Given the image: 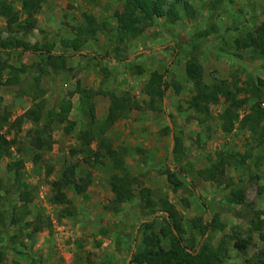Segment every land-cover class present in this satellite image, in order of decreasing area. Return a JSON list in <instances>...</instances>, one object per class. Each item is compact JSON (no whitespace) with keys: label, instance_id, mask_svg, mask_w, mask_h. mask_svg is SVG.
Here are the masks:
<instances>
[{"label":"rangeland","instance_id":"obj_1","mask_svg":"<svg viewBox=\"0 0 264 264\" xmlns=\"http://www.w3.org/2000/svg\"><path fill=\"white\" fill-rule=\"evenodd\" d=\"M5 1L21 10L18 0ZM187 1L193 6L194 17L187 16L180 4L179 19L170 22L155 17L144 23L137 35L117 29L114 12L122 9L121 0H44L31 29H7L5 18L0 16V40L14 37L38 49L64 53L67 64L66 69L50 67L40 76L38 65L44 54L20 49L0 52V60L25 66L18 83L0 85V113L8 111L12 122L44 101L40 121L24 118L19 128H0L7 139H14L10 153L0 159V264H135L128 258L141 244L142 223L154 221V231L158 232L165 218L160 207L164 199L181 217L187 243L198 241L199 247L205 241L213 249H224L221 264H245L258 255L264 258V244L251 228L256 211L264 210V147L258 133L237 126L229 133L222 131L219 114L227 105L223 96L209 105L205 115L190 108L188 100L196 88L185 74V64L195 53L206 84L224 80L232 90L239 88L237 98L247 99L239 112L240 116L245 114L261 99L255 94V85L264 78V56L236 49L234 39L253 32L264 20V0ZM24 17L23 13L21 19ZM88 20L99 27L92 37L84 39L86 34L80 27H86ZM74 38L77 48L69 44ZM194 42L195 51L191 47ZM152 71L162 73L166 83L158 109L132 110L105 131L121 154L124 170L114 168L108 157L103 163L88 165L80 154L72 153L79 146L78 131L88 123L80 94L75 91L77 85L117 95L128 91L143 104L149 99L144 85ZM63 99L72 103L68 119L74 122L73 129L65 132L66 122L54 121L47 133L51 135L50 147L35 148L31 144L34 130L44 124L48 112L59 110ZM92 101L101 122L107 113L108 96L97 94ZM176 137L182 143L179 153L174 152ZM98 146L97 140L91 143L93 149ZM219 153L236 158L244 155L245 160L226 166L224 179L218 184L204 180L197 170L209 166ZM35 154L39 155L36 160ZM18 159L24 164L20 181L14 182L6 166ZM72 163L77 176L90 174L91 182L83 193L65 188L70 200L67 213L65 205L53 201L52 182ZM168 167L184 169V175H178L181 186L170 183ZM116 173L135 179L131 199L120 201L112 191L109 180ZM144 187L152 190L153 210L140 207ZM232 188L244 190L242 203L227 200ZM22 191L26 197L20 199ZM23 204L26 214L25 208L20 209ZM14 206L22 222H12ZM193 218H201L203 223L216 218L219 225L200 235L191 225ZM25 221L33 223L25 227ZM36 224L42 228L32 232ZM159 236L161 245L168 247V237ZM238 236H250L244 252L234 247Z\"/></svg>","mask_w":264,"mask_h":264},{"label":"trees","instance_id":"obj_2","mask_svg":"<svg viewBox=\"0 0 264 264\" xmlns=\"http://www.w3.org/2000/svg\"><path fill=\"white\" fill-rule=\"evenodd\" d=\"M21 4V10H16L14 7L5 0H0V16L6 20L7 29H31L36 25L34 14L37 13L41 3L44 0H18ZM122 9L114 12L116 18L117 29L120 32L137 35L141 32L144 23L152 21L155 17H165L168 21L174 22L180 18L179 9L180 4L185 10V14L189 17H194L193 6L187 0H121ZM264 11V7H263ZM25 17L21 19L22 14ZM262 13V12H261ZM98 24L93 21L87 22L86 27L81 28L82 33H85L84 39L92 37ZM106 27V26H104ZM229 28V27H228ZM237 28V27H235ZM79 29V32H80ZM72 41V42H71ZM69 41V44L77 48L76 38ZM196 42L191 46L193 51L196 50ZM234 47L236 49H248L255 55L264 56V20L255 27L253 32H247L243 36L234 39ZM22 50L33 51L44 54L45 57L38 65L39 75H44L49 72V68L54 70L66 69V56L64 53H52L50 48L38 49L34 45H30L20 39L10 37L0 40V52L6 50ZM24 65L16 66L8 63L6 60H0V85H13L18 83L21 79L20 73L24 70ZM185 74L187 78L192 81L196 91L188 100V105L196 112L205 115L208 113L209 105L219 102L220 96L225 98L227 105L219 114L221 120L222 131L229 133L236 126L239 129H246L252 133H258L259 143L264 147V78H259L257 85H255V94L259 96L249 107V110L240 116L239 109L247 102L246 98H237L238 87L232 90L226 81L221 80L212 85L206 84L203 80V69L198 61L197 55H193L187 60L185 64ZM164 75L158 71H152L147 82L144 85L145 94L149 97L148 100L140 104L128 91L121 95L114 92H104L101 88H85L80 84L76 87V92L80 94V103H82V111L88 118V123L85 128L80 129L76 135L79 146L72 149V153L80 154L81 159L88 165H95L103 163L105 157H108L117 170L123 171L124 164L121 154L118 150L114 149L111 142L105 135L108 130L117 120L126 117L132 110L158 109V102H161L164 97L166 83ZM38 78V77H37ZM74 92H69L71 96ZM97 94H105L108 96L109 104L105 119L99 122L96 119V112L92 98ZM44 101L37 103L36 106L30 110H26L16 119L10 122V113L4 110L0 113V128L3 125L9 127L16 126L19 128L24 118H29L35 122L40 121L42 118V109ZM72 108V103L69 99H63L60 103L58 111L48 112L46 114L45 122L40 127L34 130L31 136V144L37 148L50 147L51 141V124L54 121L66 122L64 126L65 132H70L73 129L74 122L68 119V113ZM200 121L201 117H200ZM31 134V133H30ZM47 134V136H46ZM46 136V137H45ZM97 140L99 143L98 148L93 149L91 143ZM14 143V139H7L4 133H0V159L10 153V147ZM174 152L182 151L181 139L176 137L174 143ZM39 157L35 154V160ZM217 159L204 168L197 170V173L204 179L220 183L225 176L226 166L240 163L245 160V156L241 155L236 158L233 154L219 153ZM24 162L20 159L7 164L8 171L13 173V179L20 181V170ZM178 175H184V169H170L167 168V177L170 183L179 187L182 181ZM110 185L112 191L120 196V201L132 198L133 188L132 184L135 182L133 177L126 173L112 174L110 176ZM91 182L90 174L77 176L76 165L69 164L64 166L61 171L60 177L52 182L53 201L55 203L63 204L66 206L65 211H70V200L68 199L65 188L73 187L77 193L86 191ZM23 183V182H22ZM1 187V185H0ZM26 197V192L20 193V199ZM142 209L153 210L156 205L152 196V190L144 187L141 191ZM245 199L244 190L242 188H232L227 195V200L233 203H242ZM161 211L164 212L165 218L159 227L158 232L154 231V221L145 220L142 223L143 237L141 244L132 253L129 263L135 264H221L222 263V248L213 249L207 242H203L198 247V241L195 243H187L183 238L184 226L182 219L179 216L176 208L167 199L161 201ZM25 208V214L28 213L25 204L20 205V209ZM17 206L13 207L12 222L19 223L23 221L22 215H18ZM33 221H25L24 226L31 225ZM191 225L203 235L211 228L218 227L217 219L212 222L203 223L201 218L191 219ZM42 228V224H36L32 228V232L38 231ZM167 228V229H166ZM251 228L258 233L259 239L264 244V210L256 211L254 219L251 221ZM166 229V230H165ZM168 237V247L161 245V238ZM250 243V236H238L234 241V247L239 251L244 252ZM262 253V251H260ZM3 260V253L0 252V263ZM32 264H35L34 262ZM245 264H264V258L260 255L254 259H247Z\"/></svg>","mask_w":264,"mask_h":264},{"label":"water","instance_id":"obj_3","mask_svg":"<svg viewBox=\"0 0 264 264\" xmlns=\"http://www.w3.org/2000/svg\"><path fill=\"white\" fill-rule=\"evenodd\" d=\"M169 122H170V121H169ZM170 126H172L171 123H170ZM171 138H172V140H173V134H171Z\"/></svg>","mask_w":264,"mask_h":264},{"label":"crops","instance_id":"obj_4","mask_svg":"<svg viewBox=\"0 0 264 264\" xmlns=\"http://www.w3.org/2000/svg\"><path fill=\"white\" fill-rule=\"evenodd\" d=\"M130 259L128 258V261H129Z\"/></svg>","mask_w":264,"mask_h":264}]
</instances>
